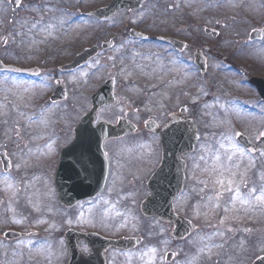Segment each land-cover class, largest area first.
<instances>
[{"label":"rangeland","instance_id":"obj_1","mask_svg":"<svg viewBox=\"0 0 264 264\" xmlns=\"http://www.w3.org/2000/svg\"><path fill=\"white\" fill-rule=\"evenodd\" d=\"M3 1L0 0V10L3 6ZM106 1L108 0H84L85 9H91L98 3L99 5L103 3L108 5L110 2ZM229 2L231 3H227L226 0H179L177 6L180 11L184 9L185 19L190 17L196 18L195 21L201 26L210 27L213 20H216L218 25L231 24V19L225 15V7H229V11L235 19L232 25L244 24L247 26V29L257 26L264 27V0H229ZM172 3H174L172 0H154L148 4L144 13L132 17L124 14L116 20H110L106 24H125L129 23V21H132V23H136L135 21L147 23V20L153 24L169 22V20L167 22V20L158 18L153 13V8H162L159 12L164 11L166 15L168 13L170 19L175 21L177 13L168 12V7ZM81 9L79 7V10ZM247 13H252L250 22L248 18H245ZM184 23L188 24L192 22L187 20ZM223 26L225 27V25ZM239 36H243L241 31L239 32ZM235 41L236 39L233 37L232 42L235 43ZM13 61L23 65L22 62H17L14 58H11L9 62ZM109 74L110 72L105 71L103 76H98L96 80H92V85H97L99 82L102 83L103 80L108 78ZM243 74L244 72L239 69L237 72H231L227 75L228 77L236 78ZM72 89V93H75V88L72 87ZM120 91L121 89L119 88V97L122 99L123 95ZM0 92L11 95V97L6 98L4 108L0 105V140H3L0 144V151H6L12 162V168L7 175H4L2 172L0 164V233L8 231L10 225L15 226L17 224L16 221H23L25 223V226H23L25 233L38 232L40 235L39 237H33L34 239L30 237L24 238L11 246L0 243V250L2 251L0 252V264H68L69 252L63 234L69 229L82 232L98 229L113 237H141L143 242L131 253L114 252L122 258V262L125 264H162L158 257H161L164 261L165 254L170 250L179 255L181 262L178 264H184L185 254L189 252L191 254L188 257L189 264H220L221 258L217 255V250H225L224 254L227 252L229 254L239 244L244 242V239L238 240L239 236L233 238L231 235L234 226L229 221L230 213L228 212V207L230 208V205L228 201L233 202L235 207L238 206L240 210H243L246 220L250 224H253L250 227L254 226L256 231H259V234L264 237V202L255 199L261 192H256L257 194L252 195L251 198L242 193L240 188L245 184V175L243 173V166L239 165L237 160L238 157H243L246 172L260 179V175H256L254 172L260 169L259 159H253L242 153L233 141L224 142L221 146V153L218 151L215 154L213 146L210 145H207V151L202 150L201 152L203 155L207 154L206 159L201 161L197 166L199 171L208 172L212 168L218 176H225V182L229 184V181H231L232 183L225 189L228 198L226 196L221 198V201L224 202L222 203L224 208L220 204L221 214L213 206V211L207 212L209 209L208 205L216 203L215 199L218 200L217 191L221 192L220 190L214 189L212 196V190H209L205 186L198 184L193 188V196H196L198 192L203 193L205 196L201 197L203 204L198 207V209H201V212L190 209L192 203L188 204L190 198L187 195V191L185 192L180 201L177 202L176 212L192 221L196 226V231L184 242L176 243V240L171 236L172 229L174 228L173 224L161 221L160 219L146 218L140 210L142 202L145 201L147 196L149 197L150 192L146 187L136 185L142 183L144 181L143 178L146 179L156 169L158 161H155L154 156L158 152V145H155V148L153 147L155 153L145 151L127 153L124 151L125 142H118L112 145V154L114 157H117L114 176H119L122 173L133 174L136 176V187L134 186L130 190H127L128 192L121 194L118 191L111 190L105 192L101 198H97L92 203L83 204L81 202L73 208H64L59 203L53 186L60 160L59 154L64 144L68 141L62 130L67 131L66 127H70L71 124L73 126L76 125L78 120H80L81 113L70 108L77 113L71 114L70 117L69 112H67L68 118H65V110L49 113L44 108L36 107L33 102L28 105V101L34 99L33 93L35 91L33 85L23 78H6V82L0 84ZM92 93L93 91L90 92V95ZM242 93L246 99L251 97L250 92L242 91ZM87 94L85 95V100ZM126 94L130 98L127 109H130L133 105L132 94L128 89ZM201 94H204L203 90H201ZM126 96L124 97V102H127ZM199 96L201 95L198 94L197 97ZM192 99H186V102L192 104ZM239 104L231 101L230 107L225 110L221 106H218V110H223L224 112L217 114H205L202 108V115L208 122L213 118H216L217 121H227L230 118L237 117L236 114L229 113V110L235 112L236 107L240 106ZM66 106L63 105L62 108H68ZM205 108L212 109L214 106L207 105ZM196 110L197 116H199L198 107H196ZM121 114L123 112L119 110H114L109 114L105 111L102 113L101 118H106L108 115L109 119H116V116ZM153 114L159 115L158 117L163 120L166 117L160 116L159 112H154ZM57 119H59V122H54ZM46 120H50L48 126ZM200 123L203 126L201 120ZM243 123L247 127V130L242 129L244 134L254 139L259 137L258 132L261 131V122H249L246 120ZM215 128L217 130L222 129L219 127ZM228 136L230 135L228 134ZM147 140L151 141L150 138ZM22 141L29 142V144L25 143L15 147L20 154L17 160L12 146L16 143H22ZM212 155L213 161L211 166ZM261 170H264V158L261 162ZM26 176L30 177L25 178ZM130 183L128 180L122 182L124 186ZM216 184H218L217 180ZM224 188L225 186L221 187V189ZM229 188L232 191H228ZM7 194H10V196ZM199 196L197 200H200ZM241 201L250 203L253 206L252 209L246 210L244 204L240 206L239 203ZM226 202L227 205H225ZM215 226L218 229L217 233H227L228 237L225 240L224 237L217 236L218 244L213 245L212 228ZM234 232H241L240 237L252 233L249 229L243 227L242 229L236 227ZM231 237L233 239L228 241ZM81 247L87 249L85 244H82ZM105 256L109 260L114 254L109 250L105 253Z\"/></svg>","mask_w":264,"mask_h":264},{"label":"flooded vegetation","instance_id":"obj_2","mask_svg":"<svg viewBox=\"0 0 264 264\" xmlns=\"http://www.w3.org/2000/svg\"><path fill=\"white\" fill-rule=\"evenodd\" d=\"M49 3V10L41 7L30 14L28 22L34 26L30 28L34 35L28 47L15 48L10 40V30H21L26 21L22 8L10 17L5 15L1 20L3 42L0 54H12L13 57L18 55L21 61L32 64L39 70L35 79L39 89H42L39 99L42 103L49 102L62 80L71 78L73 87L79 86L83 93H88L90 80H96L108 71L110 74L107 79L115 82L116 94L120 88L123 98L127 95V85L123 81L131 77L149 81L147 89L152 95L151 101L155 96L157 102L163 98L162 107L169 110L184 91H193L200 84L198 81L201 70L196 64V57L199 60L205 58L208 75H216L218 72H227L226 66L232 56L244 52L232 49L234 45H230L229 35L224 29L229 28L227 26L216 25L212 28L214 33L206 35L200 26L178 23L153 25L141 21L142 23L107 25L104 21L98 22L95 19L91 22L89 18L84 20L83 16L75 18L72 0H49ZM163 40H173L174 44ZM263 41L264 39L242 43L241 46L249 49L246 57L257 60L259 46ZM90 50H93L94 57L86 62L81 61L82 66L70 72L62 69L65 65L75 63L79 56ZM0 59L6 61L5 57ZM253 67V71H246L248 79L264 78L261 73L264 69L260 68V63L255 62ZM236 68L241 67L236 64ZM230 70L233 71L234 68ZM67 89L69 94L71 89L68 86ZM143 93L140 97L133 98L135 108L125 109L128 117L133 114L139 118L128 119L136 124L138 131L141 128L140 134L143 133L145 124L151 120L148 116L142 117V114L154 110L147 101L148 97L147 100L142 99ZM108 181L107 186L119 191L117 180L112 181V184H108ZM247 240L251 246L248 248L246 242L247 247L231 251L227 254L228 263L253 264L264 257V237L258 233Z\"/></svg>","mask_w":264,"mask_h":264},{"label":"water","instance_id":"obj_3","mask_svg":"<svg viewBox=\"0 0 264 264\" xmlns=\"http://www.w3.org/2000/svg\"><path fill=\"white\" fill-rule=\"evenodd\" d=\"M140 3H138L135 7H139ZM134 7V6H133ZM125 8H132L131 4L124 3L123 0H115L110 8L106 10H102L97 13V15L101 18H109L113 16L116 12L121 11ZM103 95V91H101L97 96L94 97V111L83 120V123L78 127L77 129V137H90V138H98L101 139L103 137H106L108 134V131L116 132L118 129H122V125L118 128L114 127H105L101 128L97 132H91L93 127L92 124L95 120L96 110L100 107H102L104 104L102 102H99V99ZM264 96V94H263ZM123 131L124 128L122 129ZM95 140V139H94ZM242 144L248 146V143L245 139L240 140ZM78 143H82L80 139L78 140ZM96 144L100 145V141H98ZM250 146V145H249ZM4 163V170L8 171L9 169V161L3 160ZM78 169V168H77ZM90 168L87 166H79L78 171H76L75 167L70 166V155L69 151L64 152L62 156V162L59 170V174H73L71 171H74L78 174H81L82 176H86V179L83 180L82 185L80 187H76L75 190L70 191L67 187H58V193L61 202L65 206H72L78 201H81L83 199L92 198L97 196L103 189V182H99L100 175L96 171L94 173V181L92 183L90 175L92 174L90 171ZM165 175V172L162 171V168L158 170V172L154 175L152 180L150 181V190L154 192V195L143 205V212L147 216H159V217H169L170 220H175L177 229L174 232V236L183 239L187 235H189L193 228L189 222L176 218L173 215L172 211V205L173 200L176 198L178 193L181 191L182 188V181L180 183V188L177 191H163L160 189L159 185L163 184V181L165 179L163 178ZM101 185V186H100ZM100 186V187H99ZM14 235V234H10ZM68 240V246L71 251V262L70 264H93L91 263V260H85V258L79 253L77 246L80 243L81 240L87 241V243L93 247L97 251V255L95 258L100 257L102 252L104 250H107L110 246H114L117 248H123L126 250L132 249L137 246V244L140 242V240H121V241H109L101 239L98 236L95 235H82L78 234L76 232H68L67 235ZM172 256L169 255L168 258H171ZM100 263V262H99Z\"/></svg>","mask_w":264,"mask_h":264},{"label":"snow or ice","instance_id":"obj_4","mask_svg":"<svg viewBox=\"0 0 264 264\" xmlns=\"http://www.w3.org/2000/svg\"><path fill=\"white\" fill-rule=\"evenodd\" d=\"M229 159H231L230 157H229ZM220 183L222 184L223 183V181H220ZM232 182L231 181H229V184H231ZM228 191H232V189L231 188H229L228 189ZM256 191V189L255 188H253L252 189V192H255ZM237 195H239V193H237ZM257 201H260V202H264V189H262L261 190V193H260V195L259 196H257L256 198H255ZM153 251H155L154 249H153Z\"/></svg>","mask_w":264,"mask_h":264}]
</instances>
